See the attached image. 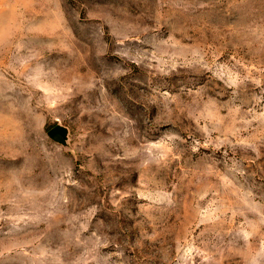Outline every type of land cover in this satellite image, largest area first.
Segmentation results:
<instances>
[{
  "label": "rangeland",
  "instance_id": "rangeland-1",
  "mask_svg": "<svg viewBox=\"0 0 264 264\" xmlns=\"http://www.w3.org/2000/svg\"><path fill=\"white\" fill-rule=\"evenodd\" d=\"M0 264H264V0H0Z\"/></svg>",
  "mask_w": 264,
  "mask_h": 264
},
{
  "label": "water",
  "instance_id": "water-1",
  "mask_svg": "<svg viewBox=\"0 0 264 264\" xmlns=\"http://www.w3.org/2000/svg\"><path fill=\"white\" fill-rule=\"evenodd\" d=\"M48 137L53 141L66 145L67 137H68V129L64 126L57 125L52 128L48 133Z\"/></svg>",
  "mask_w": 264,
  "mask_h": 264
}]
</instances>
